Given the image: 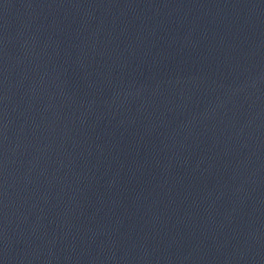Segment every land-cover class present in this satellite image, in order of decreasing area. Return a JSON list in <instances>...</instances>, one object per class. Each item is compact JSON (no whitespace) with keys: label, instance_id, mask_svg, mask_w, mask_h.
<instances>
[{"label":"water","instance_id":"1","mask_svg":"<svg viewBox=\"0 0 264 264\" xmlns=\"http://www.w3.org/2000/svg\"><path fill=\"white\" fill-rule=\"evenodd\" d=\"M0 264H264V0H0Z\"/></svg>","mask_w":264,"mask_h":264}]
</instances>
